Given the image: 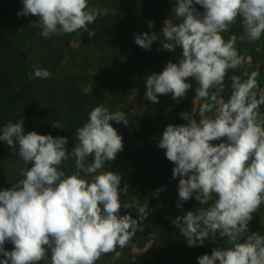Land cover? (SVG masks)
Segmentation results:
<instances>
[{
  "label": "clouds",
  "instance_id": "clouds-1",
  "mask_svg": "<svg viewBox=\"0 0 264 264\" xmlns=\"http://www.w3.org/2000/svg\"><path fill=\"white\" fill-rule=\"evenodd\" d=\"M22 4L17 16L37 17L29 27L39 29L45 39L75 32L95 35L88 26L99 10L88 0ZM173 13L179 22L165 20L158 51L179 46L181 58L145 78L144 98L159 103L161 95L171 94L178 101L192 89L191 79L198 85L194 100L202 103L191 113H180L186 124L167 125L157 145L174 164L172 178H179L177 207L193 197L201 205L172 224L189 247L215 242L217 235L226 238L230 247L213 248L197 258L198 264H264V235L248 231L253 213L264 205V88L259 72L246 79L232 75L227 100L220 94L229 72L246 60L236 47L238 39L254 43L264 34V0H176ZM238 20L244 34L225 39L223 34ZM153 23L148 22L150 29ZM158 39L145 32L135 35L134 42L150 51ZM31 67L29 79L52 75L39 65ZM111 121L128 124L125 112L110 111L103 103L95 106L76 129L70 151L67 137L25 133L23 118L0 128V141L18 149L24 164L22 178L0 190V264H40L49 253L50 264H96L102 255L127 247L149 209L147 203L139 206L136 219L121 215V208L131 207L121 202L128 185L121 189L119 173L100 171L124 150L123 137ZM52 125L60 128L58 121ZM70 158L75 171L68 173L63 165ZM161 191L156 189L155 195ZM7 242L11 251L4 248Z\"/></svg>",
  "mask_w": 264,
  "mask_h": 264
},
{
  "label": "trees",
  "instance_id": "trees-1",
  "mask_svg": "<svg viewBox=\"0 0 264 264\" xmlns=\"http://www.w3.org/2000/svg\"><path fill=\"white\" fill-rule=\"evenodd\" d=\"M2 1L0 0V3ZM171 1L173 0H98V3L108 7L110 12L96 21L93 30L98 38H106L113 46V57L117 60L120 71L111 77L101 74L95 89L89 93H83L80 90L82 79L76 74H60L46 79L43 86L48 101L59 102L66 113L60 128L52 125L53 120L49 117L47 110L39 105L33 95V79H29L28 76H19L27 54L16 43V30L11 18L0 14V128L8 121L16 122L22 118L24 127L29 122L36 121L42 135L67 137L66 148L70 151L76 143V129L87 122L89 113L95 106L103 103L110 111H123L115 105L125 100L128 90L133 89L142 95L144 111L141 122L133 133L129 132L130 129L123 122H110L123 137L124 145V150L117 154L112 164L116 173L121 175V182L128 185V192L138 200L134 205L129 203L131 205L129 209L122 208L120 214H130L136 219L138 218L137 208L147 203L149 215L145 220L161 225L163 230L153 239L142 257L141 264H198L199 256L210 255L212 252L206 247L205 242L203 245L189 247L179 229L172 224L175 218L164 203L165 195L169 191H172L170 200L179 211L197 207V203L195 206L190 205V198L183 202L182 208L177 207L178 192H174L173 189L178 186L179 178H172L174 164L166 158L165 151L157 146L165 128L158 129L154 119L157 117L155 112L157 105L160 102H166L169 103L173 116H176L173 125L186 124L187 121L181 117L180 113L192 112L197 82L190 79L188 82L193 85L192 89L178 101H174L171 94H168L161 95L159 103H151L144 98L145 75L142 74L140 77L136 75L137 72H141L137 70H146L153 64H159L162 72L168 61L176 63L181 58L182 49L179 46L175 51H158L164 42L158 27L159 23H162L161 19L164 17L163 21L168 18L173 22L164 13L169 10ZM88 2L91 3L90 0ZM36 19L37 17L34 16L26 17L24 24L26 34L31 38L30 55L40 49L42 42L39 29L29 27V24ZM143 20H146V23L141 27L139 23ZM149 21L154 22L151 29L148 27ZM130 32H133V36L129 35ZM145 32L150 35L156 33L159 38L153 42L150 51L137 46L134 42L135 35ZM232 75L247 78V75L230 71L220 93L225 100L231 93L230 77ZM261 108L264 109V105ZM168 120L169 118L166 122ZM154 137L156 142L150 146ZM63 170L68 173L75 171L74 159L70 158L66 161ZM158 188L162 191L156 196L155 191ZM258 234L264 235V230Z\"/></svg>",
  "mask_w": 264,
  "mask_h": 264
},
{
  "label": "rangeland",
  "instance_id": "rangeland-1",
  "mask_svg": "<svg viewBox=\"0 0 264 264\" xmlns=\"http://www.w3.org/2000/svg\"><path fill=\"white\" fill-rule=\"evenodd\" d=\"M89 6L99 10L97 20L104 18L109 12L108 7L101 6L98 3V0H90ZM176 4V0L171 1L170 8L168 11H165V15L170 17L173 22L178 23V18L175 17L173 13V8ZM23 7L22 0H3L0 3V14L8 16L11 18L14 28L16 30V43L20 49L26 52L27 58L24 62V65L21 67V73L19 76L25 77L31 72V66L33 64L39 65L41 68H45L51 72L52 76H59L60 74H76L81 77L82 81L80 83V90L83 93H89L91 90H94L97 84L98 77L102 75L106 77H111L116 75L120 68L117 65V60L114 59L112 53L113 46L109 44L106 38H98L95 32V35L91 38L88 36L87 32H75L72 34H65L60 36H54L51 38H43L41 42L40 49L35 52L33 55L29 53V46L31 43V38H29L25 32L24 24L26 17L17 16ZM198 11L201 13L204 11L199 5H195ZM169 15V16H168ZM29 16H27L28 18ZM164 17L161 19L162 23L158 25L160 35L162 34V29L164 27L163 21ZM168 19V18H167ZM96 21L93 24H90L89 30L94 31ZM146 20H143L139 23L141 27L144 26ZM138 25V24H137ZM138 25V27H139ZM236 34L238 37L244 34V30L238 20V22L233 25L229 32L224 33L225 39L230 35ZM130 36H133V32L129 33ZM50 40V42H48ZM239 53L245 56V63L236 70H231L234 72L242 73L248 75L253 71L259 72L258 83L260 88H264V34L259 41L254 43H249L246 39L241 41L238 39L236 45ZM32 56V57H30ZM136 75L140 77L142 74L147 77L151 73H160L161 68L159 64H153L149 66L146 70H137ZM46 79H33V95L38 100L39 105L47 110L49 117L53 120V124L57 121L60 126L63 125V121L66 118V113L60 106L59 102H50L48 101L44 89V81ZM202 101L194 100L192 101V108L196 107L198 109ZM263 106V105H262ZM116 108L120 107L126 114L128 124L126 125L131 133L138 127L141 122V115L144 111V100L140 93L133 89L127 91V96L125 100L115 105ZM156 119L155 124L158 129L166 128L167 125L173 124L176 120V116L170 111L169 103L160 102L159 105L155 108ZM261 112H264V109L261 108ZM210 115V114H209ZM163 116V118H160ZM172 118H171V117ZM169 120L166 122V119ZM199 119L198 114L196 115ZM25 133L28 131H36L38 134H42L38 123L36 121L29 122L24 127ZM156 142V139H152L150 146H153ZM18 149H10L6 142H0V190L8 189L12 184L16 183L18 179L22 178L19 176L20 169L24 167L23 161L21 158L16 155ZM116 160V159H115ZM113 162V161H112ZM112 162H106L104 168L100 171L111 170L115 171L114 164ZM87 164L92 163V157H88L86 160ZM31 167V165H28ZM124 184L121 182L120 188L123 189ZM177 188H174V192H178ZM169 191L165 195V206L167 209L172 211V216L176 218L179 215L185 214L187 211H179L174 206L170 200ZM138 200L136 197L132 196L129 192L126 194L121 192V202L122 203H131L135 204ZM190 205L201 207L195 198L190 199ZM197 207H192L190 210H194ZM122 209V208H121ZM161 225H155L150 220H144L140 226L137 228L135 236L128 243L127 247L119 248L109 254L102 255L101 258L96 261V264H141V260L147 249L150 247L153 239L156 235L163 232ZM264 230V205H262L258 212L253 213V218L249 222V234L250 233H259ZM226 238H221L217 235L215 242L211 239L205 240L206 247L211 251L215 247H230V245L225 243ZM5 250L11 251L13 245L11 242H7L4 245ZM50 253L42 260L40 264H50ZM0 259H4L3 255L0 254Z\"/></svg>",
  "mask_w": 264,
  "mask_h": 264
}]
</instances>
